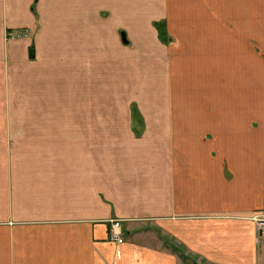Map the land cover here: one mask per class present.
Masks as SVG:
<instances>
[{
  "label": "crops",
  "instance_id": "0c3cea01",
  "mask_svg": "<svg viewBox=\"0 0 264 264\" xmlns=\"http://www.w3.org/2000/svg\"><path fill=\"white\" fill-rule=\"evenodd\" d=\"M263 205L264 0H0V264H264Z\"/></svg>",
  "mask_w": 264,
  "mask_h": 264
},
{
  "label": "built area",
  "instance_id": "2783aa9c",
  "mask_svg": "<svg viewBox=\"0 0 264 264\" xmlns=\"http://www.w3.org/2000/svg\"><path fill=\"white\" fill-rule=\"evenodd\" d=\"M29 32H9L7 34L8 40H18L22 38L29 37ZM253 220L258 224L261 231L264 230V205L260 213L256 214L253 217ZM124 233H123V224L121 220H112L110 223L109 237L112 242L117 244H122L124 242Z\"/></svg>",
  "mask_w": 264,
  "mask_h": 264
},
{
  "label": "rangeland",
  "instance_id": "374dc122",
  "mask_svg": "<svg viewBox=\"0 0 264 264\" xmlns=\"http://www.w3.org/2000/svg\"><path fill=\"white\" fill-rule=\"evenodd\" d=\"M159 30H160V32H163L164 33V35L166 36V38H169L170 36H169V34H168V30H167V25H166V23H164V24H162V25H159ZM129 31H130V35H131V41H132V43H134L135 42V44H134V46L131 48V57H132V59H133V64H134V66H136V64H137V58L136 57H138V55H139V47H142V46H140V44L138 43V45H137V40H134V32H133V29H129ZM6 34H8V33H6ZM169 36V37H168ZM6 39H7V35H6ZM170 39V38H169ZM136 58V59H135ZM189 260H191V259H189ZM191 262L193 263V261L191 260ZM191 263V264H192Z\"/></svg>",
  "mask_w": 264,
  "mask_h": 264
},
{
  "label": "trees",
  "instance_id": "16d2710c",
  "mask_svg": "<svg viewBox=\"0 0 264 264\" xmlns=\"http://www.w3.org/2000/svg\"><path fill=\"white\" fill-rule=\"evenodd\" d=\"M160 25H162V24H160ZM160 34H161L162 40H163L165 43H168V42L171 41V39L166 38V36L164 35L163 32H160ZM193 264H196V263H193Z\"/></svg>",
  "mask_w": 264,
  "mask_h": 264
},
{
  "label": "water",
  "instance_id": "95a60500",
  "mask_svg": "<svg viewBox=\"0 0 264 264\" xmlns=\"http://www.w3.org/2000/svg\"><path fill=\"white\" fill-rule=\"evenodd\" d=\"M33 55V54H32Z\"/></svg>",
  "mask_w": 264,
  "mask_h": 264
}]
</instances>
